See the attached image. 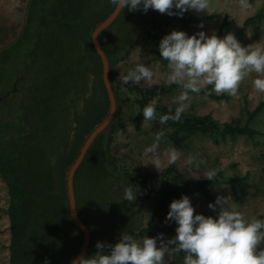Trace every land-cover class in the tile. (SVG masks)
Wrapping results in <instances>:
<instances>
[{
	"label": "trees",
	"instance_id": "obj_1",
	"mask_svg": "<svg viewBox=\"0 0 264 264\" xmlns=\"http://www.w3.org/2000/svg\"><path fill=\"white\" fill-rule=\"evenodd\" d=\"M35 2V0H30V6L35 5ZM87 5H81L75 9L76 6L70 5L68 0H59L57 12L40 16V23L48 31L52 25H61L63 27L67 25V22L72 21L73 23L71 22L70 24L72 25L71 35L74 37L79 35V33L84 35L81 44L77 42L75 53L79 60L73 61V74L67 72V81L64 79V82H60L59 78L56 80L57 105L55 107L47 105L44 109L45 111L42 112V116H45L46 119L47 117L52 118L50 116L55 112L64 115L68 120L66 126L75 122L78 129L76 132L77 140L80 141L79 143L78 141L76 142L75 147L82 141L81 134L87 133L105 116L108 105L106 94L100 82V63L91 46L89 30L110 13L113 5L110 0H104L103 9L100 10L98 8L95 13L85 11ZM93 14L96 15L95 19L92 18ZM262 18H264V11L246 18L241 28L232 34L235 37L241 36L249 21H259ZM81 20H83L82 23ZM124 20V29L121 31V44L120 42L117 43L119 39L116 30L118 24L124 22ZM134 21L138 22L135 24V27L138 26L137 29L133 26ZM226 26L227 21L223 19L215 34L223 38L226 35L224 32ZM161 35L159 26L154 21L151 8L147 13L142 9L135 12H131L127 8L123 11L121 10L111 25L98 35L99 45L108 61L109 80L112 92L115 94L116 109L113 120L106 130L93 141L87 151L84 162L73 176L72 184L74 200L76 199V213L89 232V244L84 257H90L96 253L95 245L98 241L114 245L119 241L122 233L131 235L139 231L143 224L142 215L146 208L149 211L148 232L154 233L156 237L162 233L165 241L172 239L176 235L175 229L177 225L174 221L168 223L165 221L170 203L174 199H180L182 196L192 193L208 197L209 190L214 186L226 184L235 187L239 186L244 179L237 175L224 176L218 171L211 181L207 179L191 181L180 174L173 173L170 166L159 173L153 174L148 172H136L134 174L125 171L121 172L112 166L106 139L109 131L119 124L120 115L126 114L131 122L143 121L142 113L144 107L152 103L157 95L166 93L173 88V85L170 87H140L135 85L120 87L112 79L113 67L116 62L126 56L128 49L134 43L139 44L142 52L150 51L153 48L154 50L158 49L159 42L163 39ZM63 52H67L66 55L70 54L67 48ZM66 71H68V67ZM90 76L93 78L92 83L89 80ZM86 83H91L89 91ZM68 89H70V92L67 91ZM208 91H211V86H207L199 94L189 93L213 100H229L230 98L228 94H215L214 92L211 95H207L206 92ZM86 92L89 93L87 99L84 96ZM81 100L85 103V110L78 109V103ZM121 102L124 104L123 107L120 105ZM155 105L157 120L162 115L175 113V109H169L160 104ZM263 106L264 98L262 97L256 107L247 113L246 121L243 124L236 120L218 123L208 115L193 116L184 112L179 122L169 120L164 124V127L212 139L219 138L223 140L227 136L253 138L259 132L248 124L263 109ZM127 117L125 118L127 119ZM44 127L43 129H46V131L42 134L50 136V126L45 125ZM28 128L29 131L24 137L19 136V132L16 129L14 136H10L8 140L0 138V181L5 186L6 194L10 198H19L24 201L21 206H11V203H9L7 208L6 216L10 231L9 245L7 247V250L9 249L10 251L8 257L10 259L15 258L19 264H58L55 261L56 257L54 258L55 253L48 251L49 248L45 250L43 246L46 235L33 234L34 240H32L31 235L29 236L27 232L31 231L28 226L33 220L34 223H37L39 230H44V221L40 218V220H35L34 218L37 217L36 213L40 210V205L48 201L46 198L50 197V194L46 192L47 189L56 193L52 194L53 197L59 194L63 196V211L69 223L72 224L67 214L64 174L76 153L72 151L66 157L51 158L44 162L40 157L35 160L34 155L37 151V141L35 139L37 135L34 136V126L32 124H29ZM63 128L65 129L63 133L65 137L66 131L68 132L70 128ZM22 130L23 128L19 131L22 132ZM75 147L73 148L74 150ZM30 151L32 153L28 154ZM25 154L27 155L24 156ZM84 166L87 171L85 175H82ZM43 182L46 184H43ZM129 185L133 189L138 186L140 190L137 193L136 200L132 203L123 201V188ZM194 214H203L214 219L218 218V213H212L211 211ZM12 217L19 218V223L22 226L20 231L16 230L17 225L14 222L15 220H12ZM39 223L42 224L40 225ZM78 234L79 236L76 238L78 243L66 264L70 262L79 247L81 241L79 231ZM70 235L67 234L69 239L73 238ZM65 248L59 250L57 254L65 253ZM104 251L107 254L110 249L105 248ZM175 259L177 260L178 257L175 256Z\"/></svg>",
	"mask_w": 264,
	"mask_h": 264
},
{
	"label": "rangeland",
	"instance_id": "obj_2",
	"mask_svg": "<svg viewBox=\"0 0 264 264\" xmlns=\"http://www.w3.org/2000/svg\"><path fill=\"white\" fill-rule=\"evenodd\" d=\"M85 1L68 0V3L76 6L75 9H77L81 5L85 6ZM15 3H18L20 6L18 10H21L24 7L25 0H0V7L2 10H5L6 7L9 8V6ZM249 3L251 4V8L244 11L239 6V0H209L207 11L196 12L189 10L182 17L169 16L166 13L161 14L153 9H151V12L154 21L159 26L162 37L174 30L184 31L189 36L200 31H204L206 35H212L213 32L217 31L223 19L227 21L224 32L228 34L238 31L246 18L264 11V0H249ZM20 15L16 20L15 28L2 30L5 23L0 20V43L13 39L12 36L15 34V29H17L19 23L20 26L22 25ZM92 18L95 19L96 15L93 14ZM71 22H67V25L63 27L61 25H52L48 31L47 42L39 56L44 61L43 71H46L50 75L62 76L67 72L73 74V61L79 60L75 51L77 49V42L81 44L84 35L79 33L75 37L72 36ZM124 23L125 20L124 22H120L116 30L119 39L117 43L120 42L121 44V31L124 29ZM136 23L138 22L134 21V27ZM135 28L137 29L138 26ZM236 39L244 47L254 43L264 46V18L259 21H249L245 26L244 33L236 37ZM65 48L69 49L70 54L66 55L63 52ZM50 52L55 54L56 57L54 59L49 56ZM140 64L150 67L153 71L154 77L151 84L149 85V83L142 81L139 85L132 83L124 85L120 77ZM65 66L66 69L68 67V71L65 70ZM168 72L167 61L161 58L159 48L142 52L139 44L134 43L128 49L126 56L115 63L111 74L112 79L120 87L129 85L170 87L173 85V88L169 89L166 93L157 95L152 102L169 109H176L177 104L173 103V100L183 89L179 85L168 83ZM256 78H259L258 74H249L241 82L237 95L230 96L229 100H213L189 93V99L186 101L188 107L185 112L193 116L208 115L218 123L236 120L240 124H243L246 121L247 113L256 107L262 97L264 98V93H259L253 86V81ZM120 105L123 107V102ZM120 116L119 124L109 131L106 139L111 164L117 171L131 172L133 174L136 172L153 174L159 173L170 166L173 173L180 174L191 181H200L206 178L205 174L208 170L219 169L224 176L237 175L244 179L239 186L235 187L218 184L209 190L208 197L202 194H188L187 197H189L195 209L194 213L211 211L217 214L219 213V205H217L216 211H212L208 208L209 203L214 204L217 197H230L232 202L238 205L239 211L249 221L264 220V106L248 124L259 132L253 138L227 136L223 140L219 138L212 139L196 136L182 130L165 128L164 125H160L158 120L143 124V121H129L126 114ZM158 131H163L164 133L159 142L158 152L162 154L166 149L175 147L179 153V159L174 164H168L167 160L161 156L163 163L159 169H156L150 163V159L145 157L143 153L145 148L154 143ZM189 156L196 158L192 165L185 163ZM43 184L46 183L43 182ZM46 192L50 194V197L46 198L48 201L40 205V210L36 213L37 217L34 218L35 220L40 218L44 221V230H39L37 223H34L33 220L28 226V229L31 231L27 233L29 236L31 235L32 240H34L33 234L46 235L43 245L45 250L49 248L48 251L55 253L54 258L56 257L55 261L58 264H66L78 243L76 238L79 234L76 231L77 228L69 223L64 214L63 196L59 194L53 197L52 194L55 192L49 189ZM6 206L5 187L0 181V264H7L10 252L9 249L7 250L10 231L8 229V218L5 215ZM12 220L16 222V230L20 231L22 226L19 223V218L12 217ZM142 220L143 224L140 230L132 233L131 236L138 242H142L145 236L156 238L154 233L148 232V208L143 213ZM67 234H71L70 237L72 236L73 238L69 239ZM157 245H160L159 239L157 240ZM64 248L66 249L65 253L57 254L59 250ZM175 256L178 257L177 260ZM165 262L166 264H184V254L177 253L175 255L169 249V252L165 255Z\"/></svg>",
	"mask_w": 264,
	"mask_h": 264
},
{
	"label": "clouds",
	"instance_id": "obj_3",
	"mask_svg": "<svg viewBox=\"0 0 264 264\" xmlns=\"http://www.w3.org/2000/svg\"><path fill=\"white\" fill-rule=\"evenodd\" d=\"M116 10L127 8L131 12L151 8L161 14L182 17L189 10L196 12L209 8V0H110ZM239 6L247 11L251 8L249 0H239ZM202 27V25H201ZM161 58L167 61V81L179 85L183 91L174 98L177 104L174 114L162 115L158 122L166 124L169 120L179 122L186 111L189 92L199 94L207 86L211 95L228 94L235 96L241 82L251 73L258 74L253 86L259 93H264V46L258 43L241 46L232 33L223 38L213 32L206 35L204 31L189 36L184 31H172L159 42ZM154 73L144 64L137 65L120 77L124 85H139L142 81L151 84ZM139 114V113H136ZM143 124L157 120L156 105L152 102L143 109ZM163 131H158L154 143L144 149V156L159 169L163 156L168 164L179 159L175 147L158 152ZM151 154V155H150ZM189 156L187 165L195 162ZM219 169L206 172L207 180H212ZM138 186L123 188V201L132 203L139 192ZM218 218L194 214L189 197L174 199L169 206L166 223L175 222L176 235L169 240L163 234L156 238L145 236L138 242L133 236L122 233L114 245L97 242L96 253L90 257L75 258L71 264H166L165 255L171 249L173 254L183 253L184 264H264V220L249 221L239 211L238 205L230 197H217L216 202L209 203L208 208L216 211ZM160 245H157V240ZM110 251L105 254L104 249Z\"/></svg>",
	"mask_w": 264,
	"mask_h": 264
},
{
	"label": "flooded vegetation",
	"instance_id": "obj_4",
	"mask_svg": "<svg viewBox=\"0 0 264 264\" xmlns=\"http://www.w3.org/2000/svg\"><path fill=\"white\" fill-rule=\"evenodd\" d=\"M35 1V5L30 6L29 4L27 8L26 23L21 29L19 38L15 39L21 28L20 23L17 29H15V34L12 36L13 39L0 43V138L2 137L4 140H8L10 136H14L16 129L19 132V136L24 137L29 131V124H32L34 126V136L37 135L35 139L37 141V151L36 154L34 153V159L36 160L40 157L44 162L51 158L66 157L72 151L77 154L81 143L75 147L78 141L76 134L78 129L76 128L75 122L66 126L68 122L67 118L58 112L52 113V116L49 115L53 119L49 117L46 119L45 116H42V112L45 111L44 109L47 105L54 107L57 105L56 80L59 78L60 82H64V79L67 81V73L59 76L50 75L46 71H43L44 61L39 56L47 42L46 36L48 35L47 28L40 23V16L51 15L57 12L59 9L57 8L59 0ZM85 2L88 4L85 11L95 13L98 8L100 10L103 9L104 0H86ZM64 53L66 54L67 52ZM49 56L53 59L56 57L52 52ZM92 81L93 78L91 83ZM91 83H86L88 91L91 88ZM67 91L70 92V89ZM113 95L115 99V94ZM84 96L87 99L89 93L86 92ZM78 105V109L85 110L84 101H79ZM45 125L50 126V136L42 134L46 131V129H43ZM63 127L70 128L68 132L66 131L65 137L63 135L65 129ZM22 128L23 130L20 132L19 130ZM85 134H81L82 141ZM74 147L75 150L73 149ZM87 151L79 166L84 162ZM31 153L30 151L28 154ZM86 171L87 169L84 166L82 175H85ZM5 193H7L6 189ZM6 202L8 208L9 203H11V206H21L24 201L19 198H10L6 194ZM7 264L19 263L16 262L15 258L10 259L8 257Z\"/></svg>",
	"mask_w": 264,
	"mask_h": 264
},
{
	"label": "water",
	"instance_id": "obj_5",
	"mask_svg": "<svg viewBox=\"0 0 264 264\" xmlns=\"http://www.w3.org/2000/svg\"><path fill=\"white\" fill-rule=\"evenodd\" d=\"M29 3H30V0H26L25 5H24V12L22 13V16H21L22 25L15 39L19 38L21 34V29L23 25L25 24V11H27ZM119 12L120 11L116 10V8L113 6L110 13L103 20H101L100 22L92 26L89 30L90 43L100 63V82L105 91L108 105H107V111H106L105 116L83 136V141L81 142L78 152L76 156L73 158L72 162L70 163V165L68 166L64 174V191H65V197H66L67 214H68L70 221L78 229L81 235V241H80L79 247L68 264H71V262L75 258L84 257L86 250L88 248V244H89L88 229L82 223V221L79 219L76 213L72 181H73L74 173L77 167L79 166L87 149L89 148L91 143L94 141L96 136L99 133L106 130V128L109 126V124L113 120V117L115 114L116 106H115L114 95H113V92L110 86L108 61H107V58L102 48L100 47L98 43L97 38L100 33H102L105 29H107L111 25V23L115 20ZM89 80H92V76L89 77Z\"/></svg>",
	"mask_w": 264,
	"mask_h": 264
},
{
	"label": "crops",
	"instance_id": "obj_6",
	"mask_svg": "<svg viewBox=\"0 0 264 264\" xmlns=\"http://www.w3.org/2000/svg\"><path fill=\"white\" fill-rule=\"evenodd\" d=\"M25 2H26V0H25ZM24 5H25V3H24ZM18 8H20L18 3H15L14 5L9 6V8L6 7L5 10L4 9L2 10L0 7V20L5 23L3 26L4 28L2 27V30L15 28L14 26L17 23L16 20L18 19V16L20 14H21L20 19H21L22 10L24 7L21 10H18ZM6 10H7V13H6ZM5 195H6V193H5ZM6 210H7V206L5 208V215L7 214Z\"/></svg>",
	"mask_w": 264,
	"mask_h": 264
}]
</instances>
